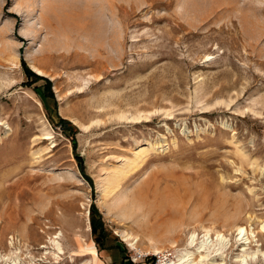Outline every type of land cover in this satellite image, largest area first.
Listing matches in <instances>:
<instances>
[{
	"label": "rangeland",
	"instance_id": "374dc122",
	"mask_svg": "<svg viewBox=\"0 0 264 264\" xmlns=\"http://www.w3.org/2000/svg\"><path fill=\"white\" fill-rule=\"evenodd\" d=\"M262 224L264 0H0V255L264 264Z\"/></svg>",
	"mask_w": 264,
	"mask_h": 264
},
{
	"label": "bare ground",
	"instance_id": "6f19581e",
	"mask_svg": "<svg viewBox=\"0 0 264 264\" xmlns=\"http://www.w3.org/2000/svg\"><path fill=\"white\" fill-rule=\"evenodd\" d=\"M58 15H56L55 13H53V21L55 22V24L57 25V27H64L65 26V22L63 21L62 18L60 17H57ZM64 30V29H63ZM60 31V30H59ZM32 69L40 74V75H43V72L32 66ZM146 152V151H145ZM142 154H144V152H137L135 154L136 156V160L138 158H140V156H142ZM139 160V159H138ZM137 162L138 161H132L130 164H128V167H135L137 165ZM117 174V173H116ZM236 230L238 231V238H237V244L239 245V247H241V255H239L238 259L240 262H244L245 261V258L248 257V256H251V257H255V255L257 254H261L263 256V259H264V247H262V244H259V243H256L254 245H251L252 244V241L249 239V235H248V231L245 227H243L242 225H237L236 226ZM252 233V232H251ZM259 234H264V224L261 225L259 231H258ZM61 233H57L55 236L49 238V243H50V247H51V250L46 252L47 254H50V256L52 257L53 259V262L54 263H59L61 260H62V255L65 253L64 252V248L63 246L61 245V243L59 242V237H60ZM125 240H130V236L126 233H121L120 234ZM208 233H206L205 236H207ZM195 235L192 234L190 236L191 240H190V243L189 245L192 246L193 242H194V237ZM135 242L136 241H131L130 245L134 247L135 245ZM256 242V241H255ZM16 242L14 241L13 238H11L10 242H9V245L11 248L14 247V244ZM215 245H218L216 248L213 249V252L214 253V257H216L217 255L221 256L223 251L225 250L226 248V245H227V242L225 240V238L223 237L222 234H217L216 236V243ZM253 246V248H252ZM45 247V246H43ZM46 248V247H45ZM205 248V244L204 242H202L198 248L196 249V251H185L183 252V254H181L177 261L178 263L177 264H185V262L187 260H191L192 261V264H202L203 261H205V259L207 258L208 256V252H204L201 253L203 251V249ZM94 248L90 249L88 251V254H94ZM155 253H159V250L158 249H155ZM195 253H197L199 255V260L198 261H195L196 260V257H194ZM214 257H212V260H210L208 262V264H217L215 261H214ZM73 259L70 258V261H72ZM0 261L1 262H4V264H24V263H21L20 260H19V255L17 253V251L15 252H12L9 256H5V255H0ZM32 264H35L34 262ZM82 264H91V261L90 259L86 260L85 262H83Z\"/></svg>",
	"mask_w": 264,
	"mask_h": 264
},
{
	"label": "trees",
	"instance_id": "16d2710c",
	"mask_svg": "<svg viewBox=\"0 0 264 264\" xmlns=\"http://www.w3.org/2000/svg\"><path fill=\"white\" fill-rule=\"evenodd\" d=\"M22 64H23L24 70H25V72H26V74L28 76L33 77L35 79L45 78V77H42V76L37 75L34 71H31L25 65L24 62H22ZM50 85H51V83L46 79V84L44 86V89L46 90L47 96L50 97V98H52V99H54L52 90L50 88ZM59 120H60L62 126H68V127L72 128L70 126V123L66 119L59 118ZM90 213H91V222H90L91 223V227H92V230L95 232L97 230V228H98V225H97L96 221L94 220V216L96 215V209L94 208V206H91Z\"/></svg>",
	"mask_w": 264,
	"mask_h": 264
},
{
	"label": "water",
	"instance_id": "95a60500",
	"mask_svg": "<svg viewBox=\"0 0 264 264\" xmlns=\"http://www.w3.org/2000/svg\"><path fill=\"white\" fill-rule=\"evenodd\" d=\"M38 74V73H37Z\"/></svg>",
	"mask_w": 264,
	"mask_h": 264
}]
</instances>
